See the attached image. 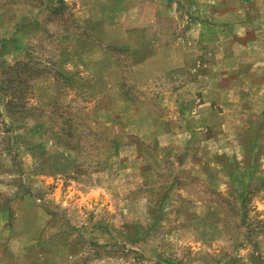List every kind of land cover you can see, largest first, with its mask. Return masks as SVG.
I'll use <instances>...</instances> for the list:
<instances>
[{"label": "rangeland", "instance_id": "rangeland-1", "mask_svg": "<svg viewBox=\"0 0 264 264\" xmlns=\"http://www.w3.org/2000/svg\"><path fill=\"white\" fill-rule=\"evenodd\" d=\"M0 264H264V0H0Z\"/></svg>", "mask_w": 264, "mask_h": 264}]
</instances>
